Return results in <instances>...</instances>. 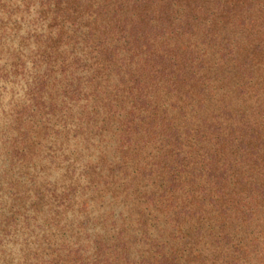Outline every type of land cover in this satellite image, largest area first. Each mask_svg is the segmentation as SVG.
Masks as SVG:
<instances>
[{
    "label": "trees",
    "instance_id": "obj_1",
    "mask_svg": "<svg viewBox=\"0 0 264 264\" xmlns=\"http://www.w3.org/2000/svg\"><path fill=\"white\" fill-rule=\"evenodd\" d=\"M14 4L21 14L28 12L27 4ZM14 4L0 0V53H8L5 32L15 15ZM38 7L43 14L49 10L51 19L46 27H38L35 36L34 59L47 65L34 76L33 105L43 112L46 106L40 92L51 89L48 107L53 114L58 111L69 118L73 110L81 109L89 119L76 115L79 123L72 130L66 127L64 135L72 131L73 138L80 136L86 142L111 134L114 155L109 161L99 157L100 162L111 172L119 169L126 182H135L142 193L138 198L161 216L175 238L186 239L188 223L200 230L199 219L192 220L210 210L227 218L234 213L244 223L259 218V264H264V0H39ZM82 13L95 19L86 21L87 31L81 38L86 44L77 49L79 53L67 52L66 45L79 43L70 31ZM78 26L75 31L82 32L84 25ZM15 54H8L4 63L9 59L8 66L18 69L21 64ZM82 61L97 69L95 77L115 74L114 90L100 94L102 86L85 85L81 76L68 71L71 63ZM210 69L236 80L217 108L204 105L200 83ZM257 69L259 101L250 112L234 108L226 97L231 92L242 100L244 94L249 95L246 100L252 98L251 80ZM31 115L25 109L9 121L11 135L0 150V155L10 158L9 168L38 160L48 151L45 144L51 142L49 131L55 125H48V119L35 121ZM54 134L57 139L62 133ZM59 151L55 146L48 152L56 157ZM96 164L88 166L99 177ZM77 183L69 178L57 199L56 207L73 215L77 231L76 241L57 255L61 260L57 264L200 261L199 252L184 253L185 244L178 246L181 241L175 247L160 237L147 243L146 234L140 239L149 244L148 249L132 254L135 236L127 231L128 214L116 195L107 201L98 183L92 182L82 192ZM88 191L91 194L85 196ZM98 197H102L101 205L92 209L91 202ZM1 203L0 233L7 234L22 226L25 218L20 209H7ZM93 216L110 221L116 231H89L86 218ZM223 236L228 240V234ZM238 251L223 252L220 264H242ZM189 254L194 258L189 260Z\"/></svg>",
    "mask_w": 264,
    "mask_h": 264
},
{
    "label": "rangeland",
    "instance_id": "obj_2",
    "mask_svg": "<svg viewBox=\"0 0 264 264\" xmlns=\"http://www.w3.org/2000/svg\"><path fill=\"white\" fill-rule=\"evenodd\" d=\"M6 1L12 4H27L28 12L23 11L24 13L21 14L14 7L16 4L11 7L13 13L17 15V17L13 15L11 19L12 21L18 20V23L12 21L8 23L5 32V48L7 47L8 53L4 51L0 53V150L4 146L5 138L11 135L8 128L9 121L11 123V119L15 118V115L28 109L29 113L32 114L31 119L40 123H45L48 119V125H55L49 131L52 134V140L45 144L46 150L50 151L51 147L58 146L61 151L56 157H51L50 152L43 151L44 156L42 158L34 159L28 163H15L12 168L7 167L10 158L1 152V205H6L7 209H10V206L14 209H20L25 219L23 225H20L16 230L8 231L7 234L0 233V264L60 263L61 260L58 256L77 239L76 222L73 215L56 207L58 195L61 194L62 187L69 182V178L77 179L81 192L87 187L91 188L92 182H94V184L98 183V187L102 189L105 194L104 198L107 201H111L113 199L111 198L112 195H116L128 214L126 221L130 223L126 226L127 231L131 236H135L132 239L135 246L131 249L134 255H141L148 249L149 244L147 245L146 242L140 239L141 235L146 234L149 236L147 243L153 237H160L159 240L165 242L169 247H175L181 241L178 246L182 247L185 244L184 253H190V250L199 252L201 255L200 261L194 262L191 260L187 264H220L223 252L232 254L237 253L238 250L242 264H259V218H253L244 223L234 213H230L229 218H227L221 217L214 210H210L208 214L204 213L202 216L199 215L197 219L192 220V223H196L194 221L199 219L198 226L201 228L200 230L188 223V228L186 227L184 230L186 239L177 238L176 235L175 238L173 234L176 233L164 223L161 216L145 207L142 199L138 198L142 193H139L135 182H126L127 177L119 169L114 167L111 172L107 169L106 164L100 162L99 157H104L109 161L114 155V141L111 134L103 133L86 142L80 136L73 138L72 131L71 134L64 135L67 131L66 127L72 130L73 125L79 123L80 120H77L76 115H80L82 118L87 116L81 113V109L78 112L73 110L74 116L70 115L69 118H66L65 115L61 116L58 111L53 114L48 107L50 100L48 96L51 94V89H43L40 92V100L45 102L46 106L43 110V112H46L45 115L42 110L39 111L37 106L33 105L36 101L30 99L32 89L35 87L34 76L47 65L45 62L34 59L36 51L34 46L35 36L38 27L44 28L49 24L51 15L49 10L45 11L44 14L41 13V8L38 7L39 0ZM88 17L84 13L76 17L75 22L78 25H84V30L82 32L80 30L75 31V29L81 28L78 25L71 29L70 32H74V40H79V43L71 46L67 42L68 46H65L67 52L79 53L76 52L77 49L79 51L86 44V41L81 39L84 37V32L87 31L86 21L95 20L94 17ZM68 26L70 28V25ZM32 29H35V33L31 31ZM69 42L71 43L72 39H69ZM12 51L16 53L15 55L19 59L16 60L21 64L18 69H15L12 65L8 66L9 59L8 63H4L8 58V54ZM72 56L69 55L68 58L71 59ZM90 65L91 62L89 61H82L79 64L71 63L68 71L71 70L76 76H81L85 85L90 86L91 84L93 88L95 85L102 86V89L99 88L97 91L100 94L102 90L108 92L114 90L113 83L118 77L111 73H106L102 78L101 76L95 77L97 69ZM229 71L231 74L233 73L232 70ZM226 74L223 75L221 71L210 69L204 77L205 82L201 80L200 83L205 90L204 105H213L217 108L220 103L218 100L223 96V93L231 89L232 83L236 80L233 81V76L227 77ZM251 82L255 88V93H250L252 98H249V100H246L249 97L247 94L243 96L245 100L234 97L231 92V95L229 94L226 97V99H232L234 108L240 106L243 110L250 112L251 105H256L255 102L259 101V69L255 70ZM260 95H262V92ZM85 105L89 109L88 103ZM84 120L89 121L88 118ZM65 124L66 126L63 127ZM82 125H85V122ZM57 130L62 134L55 139L56 134L54 133ZM53 140H56V142L54 141L55 144H52ZM4 150L3 152L6 151ZM92 162L99 165L96 169L97 172H100V174L98 173L99 177L95 176L88 166ZM109 182L110 184H108ZM89 194H91L90 191L85 196ZM101 198L98 197L92 200V209L99 208ZM86 220H88L87 229L91 232L96 231L106 234L116 231L115 227L117 226L112 225L110 221L105 222L102 218L95 219L94 217L93 219L86 218ZM221 229L223 230L222 235ZM224 233L228 234V237H226L228 240L222 238ZM193 258L194 256L191 254L188 255L189 260Z\"/></svg>",
    "mask_w": 264,
    "mask_h": 264
}]
</instances>
